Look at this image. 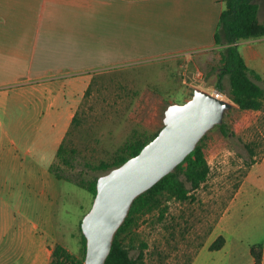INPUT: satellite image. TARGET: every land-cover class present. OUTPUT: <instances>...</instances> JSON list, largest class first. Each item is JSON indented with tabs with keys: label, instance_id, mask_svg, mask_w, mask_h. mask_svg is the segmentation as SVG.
<instances>
[{
	"label": "crops",
	"instance_id": "crops-1",
	"mask_svg": "<svg viewBox=\"0 0 264 264\" xmlns=\"http://www.w3.org/2000/svg\"><path fill=\"white\" fill-rule=\"evenodd\" d=\"M222 7V0H0V264L50 261L60 182L48 168L91 78L148 60L183 59L186 71L193 57L220 53L213 36ZM257 19L264 24V0ZM238 49L264 81V37ZM257 228L262 239L249 245ZM215 231L191 264H228L240 251L233 241L248 264L252 246L264 264V154ZM219 236L224 246L210 251Z\"/></svg>",
	"mask_w": 264,
	"mask_h": 264
},
{
	"label": "rangeland",
	"instance_id": "rangeland-1",
	"mask_svg": "<svg viewBox=\"0 0 264 264\" xmlns=\"http://www.w3.org/2000/svg\"><path fill=\"white\" fill-rule=\"evenodd\" d=\"M219 58L216 51L208 52L205 57H193L186 71L183 59L148 60L136 66L100 72L91 78L89 94L83 95L77 109L82 125L70 136L76 151L74 166L60 170V175L69 181L58 185L60 195L52 212L53 246L58 243L70 254L81 256L79 223L89 211L93 197L76 184L104 175L87 166L110 163L134 131L152 135L161 130L166 108L189 100L194 89L216 92ZM222 85L224 93L218 94L230 102L226 78ZM241 120L249 125H239ZM223 122L226 136L219 129L206 134L204 153L210 174L194 193L195 200L182 204L168 202V213L162 221L158 213L139 220L136 249L130 250V255L136 257L141 243H146L142 264H185L209 228L212 230L204 245L215 235L223 205H229L230 196L249 167L263 157L264 110L259 114L244 113L232 105L225 112ZM245 239L249 245L259 243L262 230H253L252 236ZM233 242L240 251L233 252L228 264H248L249 257Z\"/></svg>",
	"mask_w": 264,
	"mask_h": 264
},
{
	"label": "trees",
	"instance_id": "trees-1",
	"mask_svg": "<svg viewBox=\"0 0 264 264\" xmlns=\"http://www.w3.org/2000/svg\"><path fill=\"white\" fill-rule=\"evenodd\" d=\"M222 3L223 7L213 36L214 44L223 47L220 51L219 66L216 67V69H219L215 84L216 92L221 95L224 93L222 82L226 78L228 82L226 95L230 102L237 107V110L241 112L262 111L264 110V81L255 71L246 66L238 49V43L241 41L264 37V24L259 23L257 19L259 0H222ZM89 91L90 86L84 95L88 96ZM81 125L82 120L78 118L76 111L69 130L56 151V162L48 168L49 173L59 182L66 183L69 181L60 175V170L62 167L72 168L74 166L76 151L70 143V136L72 131L78 130ZM213 129H219L222 135H227L224 122ZM159 131L152 135L134 131L132 136L116 151L110 163L101 162L96 166L88 165L87 167L93 171H102L105 174L119 167L129 158L136 156ZM205 138L206 135L171 173L135 198L124 222L114 235L112 247L105 264H142L143 251L147 247L146 243H141L140 251L136 257L130 255V250L136 249L135 243L138 240L136 229L139 220L145 215L158 213V219L162 221L168 213V202L175 201L182 204L195 200L194 193L207 182L210 174V167L204 153ZM97 179L87 182L79 180L76 185L94 198ZM238 186L235 187L229 201L233 198ZM227 206L228 204L223 205L221 215L227 209ZM80 223L81 256L77 257L70 254L62 245L57 243L51 250L48 264H83L85 238L82 235ZM211 230L212 227L208 229L194 252L187 257L185 264L193 262ZM224 243V238L219 236L210 244L209 250H220ZM250 255L254 260V264H261V251L258 248L250 247Z\"/></svg>",
	"mask_w": 264,
	"mask_h": 264
},
{
	"label": "water",
	"instance_id": "water-1",
	"mask_svg": "<svg viewBox=\"0 0 264 264\" xmlns=\"http://www.w3.org/2000/svg\"><path fill=\"white\" fill-rule=\"evenodd\" d=\"M217 94L194 89L189 100L169 105L158 134L136 156L97 179L92 205L80 223L83 264H105L135 198L171 173L203 136L223 122L233 104Z\"/></svg>",
	"mask_w": 264,
	"mask_h": 264
},
{
	"label": "built area",
	"instance_id": "built-area-1",
	"mask_svg": "<svg viewBox=\"0 0 264 264\" xmlns=\"http://www.w3.org/2000/svg\"><path fill=\"white\" fill-rule=\"evenodd\" d=\"M221 95L217 94V97L220 98Z\"/></svg>",
	"mask_w": 264,
	"mask_h": 264
}]
</instances>
